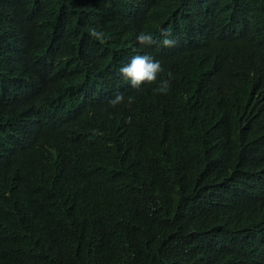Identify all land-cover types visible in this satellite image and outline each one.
Returning <instances> with one entry per match:
<instances>
[{
  "label": "trees",
  "instance_id": "obj_1",
  "mask_svg": "<svg viewBox=\"0 0 264 264\" xmlns=\"http://www.w3.org/2000/svg\"><path fill=\"white\" fill-rule=\"evenodd\" d=\"M137 1H92L91 28L107 39H88L96 55L86 63L69 51L55 60L73 78L48 74L34 89L12 72L13 83L0 84V105L10 103L0 115L29 123L21 147L0 146V208L22 184L19 199L40 222L34 235H19L16 223L0 219V264H91L93 255L99 264H264V0H222L212 24L208 8L200 15L206 0H161L201 29L191 45L198 57L188 66L176 71L152 55L162 77L170 70L175 80L171 108L196 91V113L219 141L221 159L194 174L170 167L164 153L173 137L134 132L152 113L165 112V95L144 91L152 85L133 89L118 78L102 93L82 90L117 56L106 17L133 18ZM143 1L150 10L151 0ZM78 14L86 15L81 5H64L53 19L70 28ZM117 93L134 103L111 107ZM7 130L0 124V136ZM27 221L29 234L36 219ZM28 242L26 256L13 262L10 248Z\"/></svg>",
  "mask_w": 264,
  "mask_h": 264
},
{
  "label": "clouds",
  "instance_id": "obj_2",
  "mask_svg": "<svg viewBox=\"0 0 264 264\" xmlns=\"http://www.w3.org/2000/svg\"><path fill=\"white\" fill-rule=\"evenodd\" d=\"M92 1L106 5V0H0V84L13 83L12 72L19 76L20 82L34 89L40 88L42 80L48 74L73 78L72 70L59 62L55 65V60L69 51L86 63L96 55L90 54L92 43L88 39H95L100 43L107 39L104 32L91 28L89 5ZM221 2L222 0H206L200 15L208 8L209 22L214 23L216 6L221 5ZM74 4L81 5L86 15H74L76 22L70 28L66 26L68 24H61L53 19L64 5ZM133 14V18L118 13L106 17L105 25L111 29L108 41L117 56L106 70L102 68L92 72L81 83L82 90L102 93L103 89L114 85L118 78L125 86L133 89L152 85L144 91L151 90L165 95V112L152 113L146 118V127L142 129L145 125L138 124V129L134 132L152 134L156 131V141L162 137H173L171 143L168 140L165 143V147L171 151L164 153L170 167L181 173L191 171L194 174L195 169L200 170L204 165L210 166L215 160L221 159L222 151L215 148L219 141L211 136L209 127L202 123L196 113V104L199 103L196 91L183 93L179 101L180 108H171L167 99L176 91L175 80L170 70L162 77L165 71L162 63L152 55L165 58L176 71L188 66L198 57V52L191 45L201 39V29L190 15L179 12L161 0H151L150 10L146 1L138 0ZM163 20L172 26L166 27ZM118 61H121L120 65ZM51 63L55 66H51ZM125 101L130 107L135 97L129 95L125 98L123 93H117L108 103L115 108ZM144 101H153V98H144L142 102ZM9 104L0 105V109ZM131 122V116L125 118V123ZM0 124L8 128L6 134L0 136V146L5 144L19 148L24 144L26 138L23 134L27 133L29 123L20 119L13 120L10 115H0ZM170 125L175 127L170 129ZM92 131L94 135H103L96 129ZM130 142H126L127 148ZM22 188V184H15L10 188L9 194L2 198L4 204L0 208V219L3 224L16 223V233L19 235H34L40 226L39 215H28L30 209L23 199H19ZM29 219H36V222L30 227L28 234ZM28 248L29 242L19 248L12 246L8 256L13 262L22 260ZM93 257L91 264H99V256Z\"/></svg>",
  "mask_w": 264,
  "mask_h": 264
}]
</instances>
